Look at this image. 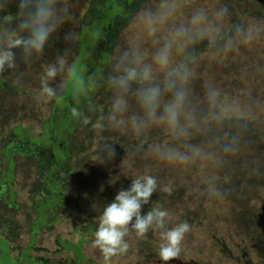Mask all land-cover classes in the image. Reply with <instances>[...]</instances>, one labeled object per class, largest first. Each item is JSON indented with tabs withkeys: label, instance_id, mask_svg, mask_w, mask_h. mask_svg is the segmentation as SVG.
<instances>
[{
	"label": "clouds",
	"instance_id": "clouds-1",
	"mask_svg": "<svg viewBox=\"0 0 264 264\" xmlns=\"http://www.w3.org/2000/svg\"><path fill=\"white\" fill-rule=\"evenodd\" d=\"M79 0H0V74L13 72L23 85L22 67L43 56L55 40L64 47L44 66L39 81L41 94L62 101L69 95L68 110L82 127L97 134L130 138L124 144L105 140L99 148V163L116 156L120 144L127 156L146 152L157 162L178 170L204 165L224 169L251 144L244 139L253 118L251 91L241 100L229 97L212 82L197 89L199 46L206 44L214 57L237 52L264 37V21L244 19L233 22L229 4L192 5L188 0H142L130 18L129 30L140 35L109 41L111 49L103 69L89 72L78 53L80 33L74 5ZM15 5L16 12H11ZM141 38L152 42L146 48ZM106 94V106L93 98ZM159 130L168 140H151ZM200 139L197 140L196 138ZM126 156V157H127ZM262 174L258 159L242 162L241 175L248 181ZM201 195L224 199L239 195L245 184L221 182L209 174L203 179ZM183 183V182H181ZM176 185L162 184L148 171L132 178L127 190L121 189L98 217L93 244L107 262L126 255L130 231L144 237L149 230H160L162 243L158 257L164 264L179 259L182 242L190 232L187 220L169 227V212L154 193L171 196ZM151 204L142 214V207Z\"/></svg>",
	"mask_w": 264,
	"mask_h": 264
},
{
	"label": "rangeland",
	"instance_id": "rangeland-1",
	"mask_svg": "<svg viewBox=\"0 0 264 264\" xmlns=\"http://www.w3.org/2000/svg\"><path fill=\"white\" fill-rule=\"evenodd\" d=\"M224 1L188 0L192 5L210 7L222 5ZM238 1L228 0L232 7ZM261 1L263 2L255 0L254 7ZM141 3L142 0H79L74 5L73 10L79 21L78 53H81L80 58L89 72H99L104 67L101 64L110 53L105 49V46H109L110 36L105 35L95 44H90L84 55L85 52H80L81 46L85 45V40H89L88 33L84 35L85 29L93 26L91 33H95L104 25L105 17L115 13L114 17L119 19L120 24L112 26V37L124 40L139 36L138 32L129 30L127 20ZM244 19L249 17L242 16L241 20ZM231 20L236 21L232 16ZM65 30L61 31V39L55 40L43 56L22 67L25 73L22 86L13 72L0 74V234L11 238L13 256L12 260L6 259V238L0 236V245L4 250L0 253V264H15L14 258L19 256L20 251L24 250V254L28 251L31 231L36 232L37 237L35 242V236L32 237V253L25 255V259L19 261V264H35V260L41 264L44 255L49 258L45 264H64L68 259L70 264H77L78 258L67 248L66 241H82L84 263L87 264H164L157 254L159 245L163 242L158 229L150 230L144 237H137L130 231L126 237L130 244L129 252L107 262L93 244L98 217L103 208L114 201L121 189L127 190L130 187L133 177L145 171L155 175L162 184L172 182L176 185L171 196L160 197L159 194L158 198L151 197V200H159L162 207L168 209V226L174 227L185 220L191 225L190 232L182 242L180 258L171 260L168 264H264V256L253 248L249 233L250 231L257 239H264V222L263 225L260 223L264 221V210L252 207H264V183L246 192L247 185L244 181L245 190L239 195L224 199L206 197L201 195L204 189L202 181L206 175L212 174L221 182L227 181L220 170L201 165L200 170L187 169L188 176L185 173L182 175L180 171L179 178L167 176V179H163L159 177L160 172L166 175L168 166L157 162L147 152L143 156H127L120 144L115 145V158L102 164L98 162L99 148L105 140H113L127 147L131 143L130 138L109 133L100 135L93 132L90 126L82 127L80 122L75 126V122L68 116L69 111L62 116L53 115V105L57 100L48 99L41 94L39 81L44 66L55 58L58 49L64 47L62 36ZM141 42L146 48L151 49L153 46L148 39L141 38ZM200 48L203 50L200 52L197 71L199 67H203L202 71H209V66L217 60L223 64V71L230 65L244 70L247 75L243 76L245 81L232 79V76L229 79L222 77V81L233 85L229 97L243 100L242 95L246 92L238 86L240 83L243 87L246 86L247 92L251 91L254 99L261 98V101L252 105L253 111L258 113L264 109V37L223 57H214L206 44H201ZM206 82H212L221 88L218 72L207 75ZM106 99L100 96V100L95 101H99L100 104H97L103 108L106 106ZM252 115L253 118L256 117V114ZM51 117L56 118L54 133L57 138L53 141H50L49 136L41 137ZM156 132L157 136L148 138L146 144L151 140H168L166 134L159 130ZM68 136L69 139L66 140ZM62 142L65 147H61ZM41 144H53V148L33 150L32 145ZM12 149L16 152L8 157ZM248 151V157L256 159L254 151ZM32 161L39 166V172ZM40 163H43V167ZM15 164L16 178L13 179ZM238 166H242V163L235 160L227 168L235 170ZM126 181L129 183L127 188ZM242 199L245 200L240 204ZM244 204L247 208H244ZM233 217H237L236 220ZM239 218H243L251 226L248 232L244 231ZM260 251L264 255L262 245Z\"/></svg>",
	"mask_w": 264,
	"mask_h": 264
},
{
	"label": "trees",
	"instance_id": "trees-1",
	"mask_svg": "<svg viewBox=\"0 0 264 264\" xmlns=\"http://www.w3.org/2000/svg\"><path fill=\"white\" fill-rule=\"evenodd\" d=\"M247 1H249V2H246V0H239L235 7H232V6L229 5L230 9L232 11V17L236 21H241V17L242 16H247V17L252 18V19H258V20L264 21V0H263V2L262 1L258 2L255 7H254V1L255 0H247ZM224 3L229 4L228 0H225L223 2V4ZM16 10L17 9H16L15 5H13L12 8H11V12L13 14H15ZM114 15H115V13L110 14V16H106L104 25L100 26L99 30L96 31L95 33H91L93 26L92 27L89 26L88 29L87 28L85 29L86 32H84L85 33L84 35H86V33H88L87 36L89 37V40L88 41H86V40L84 41L83 40L85 42V45L83 47L81 46V52L82 51L85 52L84 55L86 54L88 48H90V44H92V43L95 44V42L100 40L103 36L105 37V35H106V37H107L108 34H109L110 40L114 39V37H112V34L110 35V30H111L112 26L115 25L116 23H118V25L120 24L119 19L115 18ZM109 48H110L109 46H105L106 50H108V51L110 50L111 51V49H109ZM202 50H203V48L199 49V54H200V52ZM79 56H81V53L79 54ZM87 60H88V58H87ZM88 62H89V60H88ZM202 68L199 67V70L197 71V74L199 75V77L197 78V89H198V91L202 90V85L206 82L207 75H214L217 72H218V83L221 84V89L228 96H231L229 94L233 90V85H230V84L228 85L227 81L226 82L222 81L221 80L222 77L224 78L226 76L229 79L230 76H232V79L238 78V80H240V81H245L244 78H243V76L246 75L244 70H242L240 68H237V67H232V65H230L225 71H223V64H220V62L218 60L214 61V63H212L211 66H209V71H204V70L202 71ZM102 69L103 68H101L100 70H102ZM238 86H240V88L245 90V92H246V93H244V96L242 95L243 100L247 99L246 94L248 92L246 91V86L243 87L240 83L238 84ZM100 96L102 98L103 97L106 98V94L105 93H100L99 96H97V98H95V99L100 100ZM251 97H252V105L255 102L257 103L258 101H261L260 100L261 98L260 99H254L253 96H251ZM70 99H71V97L69 95H66L62 101H55L54 104L65 105ZM96 102H99V101H96ZM99 104H100V102H99ZM250 111L252 112V114H256V117L252 118L250 120L249 126H248V130L244 133V139L249 141L251 146L248 149H246L244 152H242L239 158L234 159L232 161L240 160V162L242 163L243 161L251 160V158L248 157L247 153L249 152L248 150H253L254 154L256 156V159H258L261 162L262 174L260 176H258V177H255L253 180L248 181L247 179H244L242 177V175H241L242 166H238L237 169H235V170H229L227 167L224 168V169H218V170L221 171V175L224 177V179L228 180L230 178L231 181L237 182V183H239L240 181H242L244 183V181H246V185H247L246 192H248L250 190H253L258 184L264 183V117H263L264 109L261 110V111H258V113H257V112H254L253 111V107H251ZM55 112H57V110L56 109L55 110L52 109L53 115L59 116V114H60V116H62L64 114V113H62L63 111L59 112L58 114H55ZM68 116H70L72 118L70 113H69ZM54 119H55V117H53V118L51 117L50 120H48L47 128L45 129V131L43 132L41 137L46 135L47 137L49 136L52 139H53V137L57 138L55 133H54L55 130H54V127H53ZM72 120L75 122V124H76L75 126H77V123H79V121H77V120H75L73 118H72ZM55 122H56V120H55ZM19 126H21V128H22V125H19ZM75 126L72 129H74ZM69 132H70V130H69ZM155 136H157V132L156 131H154L152 134H150L148 138H153ZM196 139L199 140L200 138L197 137ZM146 142H147V140L145 141V143ZM68 145H70V144H68ZM180 171L182 172V175L184 173L187 174V172H188L187 169L176 171L172 167H169L168 171L166 172L167 173L166 175H163V173H161V172H160V175H159L158 171H157V173H158L159 177L163 178V179H167V176L170 177V178L171 177L179 178L180 177V175H179ZM187 176H188V174H187ZM125 186L127 188L129 186V183L128 182L125 183ZM158 195H159V193H154L152 198H154L155 196L158 198ZM233 196H236V195H233ZM243 200H245V199H242L240 204L243 203ZM151 201L155 202V200H151ZM244 206H245L244 208H247V206L245 204H244ZM150 207H151V204L144 205L143 206L144 210H142L143 211L142 214H146L149 211ZM252 207L254 209H256V210H259V211L264 210V207H259V206H256V205H252ZM169 210H171V209L169 208ZM233 218H234V220H236L237 217H233ZM239 220H240V222L242 223V225L244 227V228L242 227L244 229V231L248 232L249 228L251 226L247 225L243 221V218H241V219L239 218ZM263 222L264 221H260L261 225H263ZM149 232H150V230H149ZM249 233H250V237H251V240H252L253 248L256 250V252L259 253V255L264 256L263 252L260 251L261 245L263 246V250H264V239H257V238H255V236L250 231H249ZM0 236H2V235H0ZM4 238H6V241H5L6 242V247H5L6 250H5L4 255L6 256V259L12 260L11 258H13V257L9 254L10 247L8 246L7 237H4ZM0 239H1V237H0ZM35 241H36V236H35L34 242ZM66 242H67V248L71 249L74 252V254L76 255V257L78 258L77 264H87V263H84L85 256H84V253H83L82 241H78L77 243H73V242H70V241H66ZM3 251L4 250H3L2 246H1L0 247V253L2 254ZM14 260H15V258H14ZM15 264H19V262H17L15 260ZM35 264H39V263L35 260ZM64 264H70V259H68V261L66 263H64Z\"/></svg>",
	"mask_w": 264,
	"mask_h": 264
},
{
	"label": "flooded vegetation",
	"instance_id": "flooded-vegetation-1",
	"mask_svg": "<svg viewBox=\"0 0 264 264\" xmlns=\"http://www.w3.org/2000/svg\"><path fill=\"white\" fill-rule=\"evenodd\" d=\"M110 49V48H109ZM110 51V50H109ZM80 52H81V50H80ZM107 58V57H106ZM106 62V61H105ZM105 62L104 63H102L101 65H103L104 66V64H105ZM101 71V70H100ZM71 100L72 99H70L68 102V105L69 104H71L70 102H71ZM53 109L55 110H57V112H55V113H59V112H62V113H66L67 111H69L68 110V107L66 106V104L65 105H60V104H54L53 105ZM60 110V111H59ZM65 111V112H64ZM54 113V112H53ZM67 113H70V111L69 112H67ZM71 114V113H70ZM59 116H60V114H59ZM55 120H56V118L54 119V125H55ZM54 125H53V127H54ZM54 130H55V127H54ZM55 132V131H54ZM67 139H69V136L66 138V140ZM53 140H55V138L53 137V139L52 138H50V141H53ZM63 141V140H62ZM43 143V142H42ZM34 148H33V150L35 151V150H45L44 148L45 147H47V148H53V144H51L50 146H44L43 144H41L40 146H34V145H32ZM61 147H65V145L63 146V142H62V144H61ZM15 149H12V151L10 152V153H8V157L10 156V155H13V153H15L16 151H14ZM32 164L37 168V170H38V172H39V166L37 165H35L34 164V162L32 161ZM40 166L41 167H43V163H40ZM16 171V164H15V166H14V168H13V170H12V176L14 177L13 179H15L16 177H15V172ZM11 186V185H10ZM38 223V222H37ZM30 234H31V237H30V243H29V245H28V247H29V249H28V251L24 254V250H21L20 251V253H19V256H17V257H15V260L17 261V262H19V261H21L22 259H25L24 257H25V255H31V247H32V237L33 236H36V232H34V231H31L30 232ZM1 235V234H0ZM3 237H4V235H2ZM37 238V237H36ZM7 241H8V246L10 247V251H9V254L11 255V251H12V245H10V243H11V238L10 237H7ZM12 256V255H11ZM13 257V256H12ZM46 260H49V258L46 256V255H44L43 256V258H42V261H41V264H45L46 263Z\"/></svg>",
	"mask_w": 264,
	"mask_h": 264
}]
</instances>
